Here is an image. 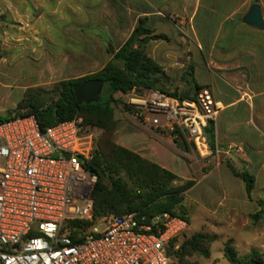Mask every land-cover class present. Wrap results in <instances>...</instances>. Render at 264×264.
<instances>
[{
    "label": "rangeland",
    "instance_id": "1",
    "mask_svg": "<svg viewBox=\"0 0 264 264\" xmlns=\"http://www.w3.org/2000/svg\"><path fill=\"white\" fill-rule=\"evenodd\" d=\"M164 5L163 1L150 5L146 0H23L21 16L7 14L2 18L6 26L0 29V116L17 114L28 91H40L53 99L56 97L52 92L58 83L102 70L132 35L139 19L146 18V11L161 10L167 17L173 14L177 21V9L172 6L165 10ZM176 21L167 18L151 29L167 39L152 41L147 52L165 73L158 85L160 89L193 96L194 83L187 77L193 67L188 59V32L185 25L177 27ZM116 64L123 67L122 63ZM196 78L201 83L205 81V76ZM117 99L120 101L114 106L119 122L117 132L124 139L118 144L115 137L116 144L146 155V143L160 142L162 149L156 147V156L168 162V166L184 169L185 164L188 178L179 177L181 181L174 185L196 182L178 209L188 219L189 229L176 246L180 248L197 234L209 236L214 239L210 257L190 256L183 262L172 258L171 264H230L224 258L229 241L239 258L257 251L264 260V219L258 222L252 219L260 210L259 201L264 200V152H238V147L223 152L215 139L216 150L210 148V154L201 155L193 146L184 148L172 140L170 133L146 126L127 113L124 95H117ZM259 131L264 137V128ZM101 136L99 129L95 140L99 141ZM263 137L258 141H263ZM243 171L256 180L252 199L247 196L243 180L235 175ZM104 229L102 226L100 231Z\"/></svg>",
    "mask_w": 264,
    "mask_h": 264
},
{
    "label": "built area",
    "instance_id": "2",
    "mask_svg": "<svg viewBox=\"0 0 264 264\" xmlns=\"http://www.w3.org/2000/svg\"><path fill=\"white\" fill-rule=\"evenodd\" d=\"M146 126L181 136L201 155L204 130L218 114L209 90L181 100L157 91L124 96ZM99 129L83 118L42 131L33 115L0 123V264H170L186 220L170 214L110 215L79 244L63 234L69 220H92L98 181L89 164ZM104 226L105 229L100 231Z\"/></svg>",
    "mask_w": 264,
    "mask_h": 264
},
{
    "label": "trees",
    "instance_id": "3",
    "mask_svg": "<svg viewBox=\"0 0 264 264\" xmlns=\"http://www.w3.org/2000/svg\"><path fill=\"white\" fill-rule=\"evenodd\" d=\"M147 18L139 19L138 25L132 35L113 54V60L92 75L58 83L53 90L56 98L46 97L40 91H28L14 116H0V123L15 118L33 115L36 117L42 131L59 122L83 118L86 125L96 127L102 131L100 140L94 141L93 159L89 164L98 181L92 196L94 216L92 220H69L63 227V234L69 236L74 243L85 241L99 220L110 215L123 217L132 213H139L152 219L161 214H170L187 220L179 214L178 209L185 199V194L195 185V181H186L181 186L174 183L181 181L171 171L158 164L143 158L139 154L128 150L115 142L118 130V120L115 115V105L120 103L117 95H129L133 91L143 94L146 90L157 91L181 100L196 99L199 92L204 89L199 86L194 68L187 73L194 83L195 95H178L167 93L158 85L163 82L165 73L162 67L148 54L147 47L152 41L166 40L163 34H154L146 26ZM116 62L122 63L120 67ZM88 81H99L106 87L100 102L80 105L74 94V87ZM104 90V89H103ZM125 110L133 114L131 107L124 104ZM211 150H216L215 121H209L204 130ZM174 142L184 148L188 147L185 140L179 136ZM236 177L243 180L249 199H252L256 180L247 171L235 172ZM260 210L252 216L254 222L264 219V200L259 201ZM179 239L172 242L175 247ZM214 239L197 234L185 241L178 250H172L170 259L185 261L190 256L210 257V245ZM229 241L225 247L224 258L230 264H264L262 255L252 251L244 258H239L238 252ZM171 264V263H170Z\"/></svg>",
    "mask_w": 264,
    "mask_h": 264
},
{
    "label": "crops",
    "instance_id": "4",
    "mask_svg": "<svg viewBox=\"0 0 264 264\" xmlns=\"http://www.w3.org/2000/svg\"><path fill=\"white\" fill-rule=\"evenodd\" d=\"M22 1L0 0V29L6 26L2 18L7 14L21 16ZM146 1L150 5L163 1L165 10L172 6L177 9V21L173 14L167 17L161 10L146 11V24L153 29L169 18L176 21L177 27L185 25L190 49L188 59L195 79L199 86L209 90L218 105L214 121L216 140L222 151L229 153L238 147V152L263 153L264 137L263 141L258 140L262 138L259 129L264 128V28L248 24L247 16L257 4L264 19V0ZM171 1L176 3L170 4ZM196 76H205V81L201 83ZM119 133H116L117 142L122 144L124 138ZM160 145L154 141L146 143V155L134 152L187 179L185 164L184 169L168 166V162L156 156V147L162 149Z\"/></svg>",
    "mask_w": 264,
    "mask_h": 264
},
{
    "label": "water",
    "instance_id": "5",
    "mask_svg": "<svg viewBox=\"0 0 264 264\" xmlns=\"http://www.w3.org/2000/svg\"><path fill=\"white\" fill-rule=\"evenodd\" d=\"M247 22L251 26L259 29L264 28V19L262 9L259 5H253L250 13L247 16ZM104 84L99 81H88L83 84H78L74 87V94L77 102L80 105L98 103L103 96ZM93 173H95L92 170Z\"/></svg>",
    "mask_w": 264,
    "mask_h": 264
}]
</instances>
